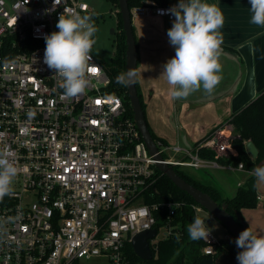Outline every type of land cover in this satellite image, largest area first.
<instances>
[{"label":"built area","instance_id":"obj_1","mask_svg":"<svg viewBox=\"0 0 264 264\" xmlns=\"http://www.w3.org/2000/svg\"><path fill=\"white\" fill-rule=\"evenodd\" d=\"M171 7L152 3L130 11L173 24ZM68 12L93 14L85 0H0V147L9 146L19 170L12 195L0 200V264L94 257L104 259L99 264H130L124 247L135 233L155 228L149 246L160 228L161 238L175 233L169 222L155 227L154 211L165 208L170 218L182 203L144 202L156 160L122 96L111 92L104 62L91 53L89 86L74 98L63 96L44 63L45 36L58 31L59 16ZM230 138L217 127L194 150L154 141L165 163L199 169L214 160L199 158L198 147L229 156ZM203 241V253L213 254L218 239L210 232Z\"/></svg>","mask_w":264,"mask_h":264},{"label":"crops","instance_id":"obj_2","mask_svg":"<svg viewBox=\"0 0 264 264\" xmlns=\"http://www.w3.org/2000/svg\"><path fill=\"white\" fill-rule=\"evenodd\" d=\"M144 2L147 5L158 4L156 0ZM207 2L216 3L225 18L221 29L223 42L220 56L223 78L211 95L200 90L186 99H173L171 87L162 75L163 65L175 55V48L167 35L171 22L166 17L151 13L131 16L137 47L136 70L140 73L137 84L144 103L145 119L152 132L171 147L192 150L217 127H223L225 136L231 137L233 126L228 122L232 115L264 91V27L249 22V0ZM178 3L179 0H169L168 5ZM232 151V155H236V151ZM199 169H203L210 180L198 181L216 186L225 197L233 196L248 175L238 166L214 161ZM213 171L235 174L237 179L233 195H227L224 186L212 176ZM256 192L257 205L242 208L241 215L251 230L257 235H264V185L256 186ZM227 237L225 229L222 238ZM218 264L237 263L226 257Z\"/></svg>","mask_w":264,"mask_h":264},{"label":"clouds","instance_id":"obj_3","mask_svg":"<svg viewBox=\"0 0 264 264\" xmlns=\"http://www.w3.org/2000/svg\"><path fill=\"white\" fill-rule=\"evenodd\" d=\"M249 3V22L264 27V0H249ZM167 12L175 17L167 32L175 55L163 65L162 75L171 87L172 98L186 99L200 90L211 95L223 78L220 56L225 18L221 8L207 0H179ZM56 27L58 31L45 36L43 60L59 78L63 96L74 98L89 86V62L98 28L91 16L76 12L61 14ZM139 75L135 68H128L117 75L116 82L129 87L137 82ZM18 171L9 146L4 144L0 147V200L12 195ZM253 176L256 186L264 185V165L256 167ZM208 218L200 215L193 218L187 227L191 240L208 241L211 232L206 224ZM236 246L242 249L237 254L239 264H264V235L246 228L236 239Z\"/></svg>","mask_w":264,"mask_h":264},{"label":"trees","instance_id":"obj_4","mask_svg":"<svg viewBox=\"0 0 264 264\" xmlns=\"http://www.w3.org/2000/svg\"><path fill=\"white\" fill-rule=\"evenodd\" d=\"M118 9L117 0H109ZM145 0H127L128 7L131 10L134 7L146 5ZM159 5H168L169 0H156ZM117 31L115 37V52L110 63L105 64L106 71L111 78V92L120 94L123 98L127 113L132 116L129 100L126 94V86L116 82L118 74L124 72L126 63V42L125 34L122 28L121 16L116 11ZM133 29V27H132ZM134 34V33H133ZM103 62V61H102ZM137 94L145 116L144 103L141 98L137 82L135 83ZM233 126L232 136L229 144L235 149L236 155L216 156L213 149L200 146L196 150L199 158L203 160H214L219 164H231L237 166L242 163L244 171L248 172L245 181L236 188L233 196L225 197L220 190L213 185L203 184L184 173L178 166H171L175 172L185 179V181L194 185L203 192H206L218 204L225 203V209L244 229L249 228L241 215L242 208H253L258 203L256 185L254 183L253 170L264 165V91L261 92L254 100L248 103L237 113H234L228 122ZM148 129L152 138L161 140L150 129ZM250 140L257 148L256 158H252L245 147V141ZM199 144V143H198ZM196 144L192 150L197 147ZM152 182L144 192V202L152 205L153 203L161 204L166 201H179L182 205L174 210V213L168 218V211L159 207L154 211L156 218L155 227L158 229L166 223H170L174 234L160 238L156 244H151L153 256L151 259H140L133 251L129 242L125 243L124 252L129 259L130 264H197L205 257L212 258L214 264L226 257L239 264L237 254L242 250L236 246V238L227 237L218 239L213 254H204L203 240L193 241L189 238L187 227L198 215L195 207L199 204L185 191L179 189L167 176L155 169ZM229 233V232H228ZM69 264H79V260H73Z\"/></svg>","mask_w":264,"mask_h":264},{"label":"water","instance_id":"obj_5","mask_svg":"<svg viewBox=\"0 0 264 264\" xmlns=\"http://www.w3.org/2000/svg\"><path fill=\"white\" fill-rule=\"evenodd\" d=\"M117 2V11L121 16L122 28L125 34L126 63L124 72H126L128 68L136 69L137 47L132 29L131 11L128 7L127 0H117ZM126 94L133 113V119L135 120V123L141 133L143 141L145 142L149 153L152 154L154 159L156 160V168L165 176H167L179 189L188 193L202 209L206 210L212 217H214L220 224H222L226 228V230L232 237L237 239L244 228L238 222H236L233 217L227 212V210L225 209L226 204H218L206 192L201 191L194 185L185 181V179L180 177L169 164L163 161V158L161 154H159L155 141L148 129L147 121L141 107L135 84L129 87L126 86ZM245 147L249 155L252 158H256L258 152L254 143L250 140H247L245 142ZM154 236L155 228L142 230L132 236L130 244L134 253L140 259L148 260L152 258L153 251L149 246L148 240L150 238H153ZM197 264H213V260L212 258L205 257L201 259Z\"/></svg>","mask_w":264,"mask_h":264},{"label":"rangeland","instance_id":"obj_6","mask_svg":"<svg viewBox=\"0 0 264 264\" xmlns=\"http://www.w3.org/2000/svg\"><path fill=\"white\" fill-rule=\"evenodd\" d=\"M88 5L92 8L93 14L91 15L92 20L94 21L98 32L95 33L96 43L93 45L92 52L105 64L110 63L111 58L115 52V37L117 31V19H116V10L117 7L114 6L109 0H85ZM171 155L172 151L170 150L164 152V156ZM184 173L195 180L206 182L209 177L205 175L203 169H197L193 167H179ZM212 176L217 179L220 185L224 186V190L227 195H233L235 190L236 176L232 173H224L220 171L211 172ZM210 178V177H209ZM198 215L203 217L210 218L206 219V224L211 229V233L217 237L222 238L223 232L226 229L222 224H220L214 217H212L206 210L202 209L198 212ZM228 232V231H227ZM163 230L160 228L157 231L155 239H160L162 237ZM229 237L231 235L228 233ZM104 262L103 258L94 257L89 260L81 259L79 264H99Z\"/></svg>","mask_w":264,"mask_h":264}]
</instances>
